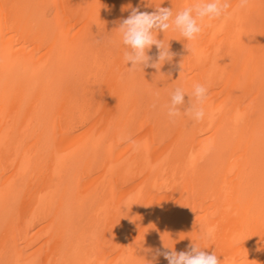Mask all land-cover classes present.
Returning a JSON list of instances; mask_svg holds the SVG:
<instances>
[{"label":"bare ground","instance_id":"1","mask_svg":"<svg viewBox=\"0 0 264 264\" xmlns=\"http://www.w3.org/2000/svg\"><path fill=\"white\" fill-rule=\"evenodd\" d=\"M192 2L0 0V264H168L157 249L193 243L264 264V0L193 44L159 33L160 72L124 63L132 9ZM197 83L204 120H170Z\"/></svg>","mask_w":264,"mask_h":264},{"label":"clouds","instance_id":"2","mask_svg":"<svg viewBox=\"0 0 264 264\" xmlns=\"http://www.w3.org/2000/svg\"><path fill=\"white\" fill-rule=\"evenodd\" d=\"M250 4L251 0H238L236 9L233 11L246 9ZM231 8L230 0H193L189 6L175 13L173 9L160 6L151 13L141 12L136 8L132 9L131 14L123 19L118 27L125 49L124 63L125 65L131 64V67H127L129 73L138 70L144 73V69L149 67L160 72L165 63L173 60L174 54L170 51L169 43L165 45L164 39H158L159 33L165 34L170 31L179 33L188 44H193L198 40L205 27L210 26L213 21L226 18ZM153 46L158 50L155 60L149 55ZM207 95L208 88L199 83L193 85L191 93H186L183 88H176L171 93L170 100L166 105L169 119L174 121L184 114L195 122L203 121L206 115L204 104ZM186 96L188 97L187 104ZM213 234L214 229H204L201 234L202 239L210 240L213 238ZM164 247L166 249L173 248ZM204 249L197 246L196 243L190 245V250L179 253L175 250L157 249L153 261L157 257L163 256L168 264H221L215 253L209 254Z\"/></svg>","mask_w":264,"mask_h":264}]
</instances>
